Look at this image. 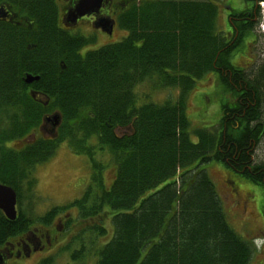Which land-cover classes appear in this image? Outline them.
<instances>
[{
  "label": "trees",
  "instance_id": "1",
  "mask_svg": "<svg viewBox=\"0 0 264 264\" xmlns=\"http://www.w3.org/2000/svg\"><path fill=\"white\" fill-rule=\"evenodd\" d=\"M220 1L124 0L129 7L118 25L127 35L84 56L68 51L40 17L30 37L0 23V183L17 193L15 220L0 210V245L75 209L76 220L97 219L87 227L97 236L106 233L102 217L113 228L109 240L89 248L93 264H249L255 248L228 223L204 165L222 163L258 185L264 222V162L254 160L264 136V62L249 71L231 62L258 22L250 15L245 24L234 22L231 35L219 31ZM43 11L53 14L50 7ZM29 40L35 48H28ZM211 72L234 98H223L216 124L191 127L188 95ZM25 74L39 78L27 84ZM145 82L170 96L140 103L135 88ZM49 113L59 114L58 135L10 147ZM127 126L131 132L114 135L113 128ZM64 141L87 158L90 182L80 197L33 218L21 209L37 183L33 172ZM105 158L115 167L109 187L102 177ZM83 236L73 260L86 256L90 245ZM52 263L51 257L43 261Z\"/></svg>",
  "mask_w": 264,
  "mask_h": 264
},
{
  "label": "rangeland",
  "instance_id": "2",
  "mask_svg": "<svg viewBox=\"0 0 264 264\" xmlns=\"http://www.w3.org/2000/svg\"><path fill=\"white\" fill-rule=\"evenodd\" d=\"M245 2L247 1L222 0L216 3L218 6L216 26L219 31L228 32L229 30V20L226 17L227 8L239 10ZM263 8L264 2L263 6L262 3L260 5L259 19L260 22L263 21L264 23ZM261 29L260 26L256 25L251 32L252 35L249 38H244L241 47L231 57V62L245 71L254 69L261 61L264 62V24ZM126 35L127 31L117 27L110 39L119 42ZM106 39L100 38L90 48H98ZM171 92L172 97H175L177 91ZM135 93L140 103L149 101L160 103L170 96L169 90L154 88L147 82L137 86ZM223 98L232 101L234 97L231 93L223 92L215 73L211 72L198 80L187 98L186 111L191 127H210L216 124L221 116ZM11 145L15 148L18 146L16 141L12 142ZM107 159L103 160L107 166L103 168L102 177L106 187H109L115 174V167ZM254 160L264 162V136L255 149ZM89 167V162L85 156L70 151L65 141L61 143L50 160L36 166L33 175L37 183L32 197L30 199L26 197V201H22V212L30 213L31 211V216L36 218L54 206L65 205L80 197L90 182ZM204 167L221 199L228 223L245 240L252 242L255 248L249 264H264V222L261 216L262 189L230 171L222 163L210 161ZM76 217L75 209H69L57 215L47 227L52 246L48 247L49 249L45 252L36 251L29 258L24 257L18 263L43 264L44 259L51 257L53 259L52 264H93L95 255L93 249L91 254L89 253V248L102 245L112 237L113 228L110 219L107 216L102 217L101 225L106 228V233L103 236H97L87 230L90 224H98L96 218L87 221L78 219V221ZM69 220L72 222L66 227ZM38 224L40 223L32 226H39ZM82 234L84 235V242L86 245L89 243L90 246L86 248V256L73 260L71 258L72 248H77V237Z\"/></svg>",
  "mask_w": 264,
  "mask_h": 264
},
{
  "label": "flooded vegetation",
  "instance_id": "3",
  "mask_svg": "<svg viewBox=\"0 0 264 264\" xmlns=\"http://www.w3.org/2000/svg\"><path fill=\"white\" fill-rule=\"evenodd\" d=\"M79 0H7L0 1V9L2 16L0 23L10 24L23 32L27 36L29 34L38 33V17L41 18L43 27L49 29V25L53 26L60 36L64 38L67 49L76 51L79 55L84 56L90 51L97 50L103 46L115 44L117 40L110 39L113 37L118 25V15L124 9L129 7L124 0H100L98 11L84 14L75 20L70 17L69 11H72ZM244 5L240 6L239 10L227 8L226 17L229 20V30L227 35H231L236 29L234 22L245 24L253 15L251 20L253 23L259 22L260 19V1L246 0ZM50 7L53 13L48 15L43 10ZM112 24V31L109 32ZM30 37V36H29ZM100 38H107L98 48H90V46ZM115 41V42H111ZM28 48H35L36 43L32 40L28 42ZM77 48V50H74ZM54 114V113H53ZM52 114H47L50 116ZM45 116L38 129H34L19 140H15L18 147L24 144H29L42 137L52 139L58 135L56 132L60 125V120L56 126H53V121L45 120ZM114 135H126L131 132L130 127H115L112 129ZM33 140V141H32ZM14 142V141H13ZM12 147V142H8ZM7 143V144H8ZM66 143V141H65ZM67 144V143H66ZM59 217V216H58ZM61 223V220H59ZM32 226L29 231L21 237L11 239L0 245V264H20L19 260L24 257H30L32 253L45 252L48 246L52 244L49 239L48 226L38 224ZM55 240L57 239L54 238Z\"/></svg>",
  "mask_w": 264,
  "mask_h": 264
},
{
  "label": "water",
  "instance_id": "4",
  "mask_svg": "<svg viewBox=\"0 0 264 264\" xmlns=\"http://www.w3.org/2000/svg\"><path fill=\"white\" fill-rule=\"evenodd\" d=\"M100 6V0H79L72 11H69V15L74 20L84 14H88L91 12L98 11ZM2 16L1 9H0V17ZM112 31V24L110 25L109 32ZM38 75H32V74H25L24 76V82L29 84L32 83L35 80H38ZM33 97L35 95L32 93ZM47 121L52 120L53 126H56L60 120L59 114L54 113L50 116H47ZM16 201H17V194L15 190L8 185H5L3 183H0V210L3 212L5 217L8 220H15L17 216L16 211Z\"/></svg>",
  "mask_w": 264,
  "mask_h": 264
},
{
  "label": "bare ground",
  "instance_id": "5",
  "mask_svg": "<svg viewBox=\"0 0 264 264\" xmlns=\"http://www.w3.org/2000/svg\"><path fill=\"white\" fill-rule=\"evenodd\" d=\"M262 6H263V3H262ZM264 9V8H263ZM263 12H264V10H263ZM259 26V25H258ZM262 26V25H261Z\"/></svg>",
  "mask_w": 264,
  "mask_h": 264
}]
</instances>
